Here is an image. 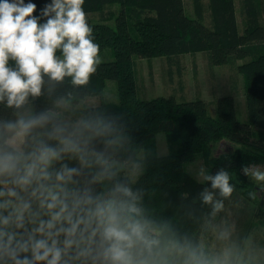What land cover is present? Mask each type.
I'll return each mask as SVG.
<instances>
[{
	"label": "trees",
	"instance_id": "1",
	"mask_svg": "<svg viewBox=\"0 0 264 264\" xmlns=\"http://www.w3.org/2000/svg\"><path fill=\"white\" fill-rule=\"evenodd\" d=\"M192 1L193 16H188L183 0H85L87 16H100L101 22L87 18L94 42L100 45V53L110 49L113 60L101 62L87 85H73L70 78L55 82L45 76L41 95L29 97L21 108L0 102V148L13 150L6 145L11 137L3 128L6 122L41 113L48 114L49 120L34 128L22 142L23 155L32 153L42 143L59 148L65 138L78 145V152H63L52 162L49 171L53 176L43 181L45 185L59 191L60 182L54 174L67 166L78 169L64 184L72 194L87 190L93 197L108 198L117 185H123L139 196L138 206L151 225L148 235L160 243L151 252L142 245L133 249L137 264H186L193 250L198 255L203 252V259L212 262L206 240L210 238L213 220L235 194L253 202L255 192L260 190L242 168L255 165L264 169V0H240L241 31L235 0H207L205 5L202 0ZM51 2L24 0L25 4L36 5L33 15L40 23L46 22L42 10ZM111 7L117 9H108ZM206 12L209 21L205 25ZM197 53H207L212 66H236L244 83L246 122L237 120L231 96L218 98L215 117L209 116L202 100L178 102L173 96L138 98L134 56L148 60L166 58L178 64L179 56ZM9 66L15 67L14 62L9 61ZM108 80L116 84V103L103 99ZM89 97H97L99 105L85 108L78 124L65 123L57 113L56 104L61 100L77 104ZM29 106L32 114L25 117ZM160 132L165 133L169 148L165 156L156 153L155 136ZM221 141L235 147L213 156L214 144ZM142 150L144 159L136 180L108 168L112 163L135 162ZM197 156L207 162L208 174L214 175L221 168L229 172L234 185L230 197H221L209 182H200L184 170V165ZM12 179L0 178V190L14 188L18 193L17 197L0 198L12 201L9 209H0V215H7L27 201L31 213L38 214L37 223L47 220V209L40 207L39 192L33 195L40 182L21 188ZM205 188L214 192V202H222L219 211L212 204L203 203L201 192ZM25 219V229L9 230L26 234V230L36 226L28 214ZM58 239L62 246L63 234ZM84 248L89 249L88 254L78 255ZM101 251L97 236L68 250L62 264H101Z\"/></svg>",
	"mask_w": 264,
	"mask_h": 264
},
{
	"label": "clouds",
	"instance_id": "2",
	"mask_svg": "<svg viewBox=\"0 0 264 264\" xmlns=\"http://www.w3.org/2000/svg\"><path fill=\"white\" fill-rule=\"evenodd\" d=\"M85 0H52L42 10L46 22L34 16L36 5L24 0H0V102L19 109L29 97L42 93L44 77L55 82L70 78L76 86L87 85L100 64V45L94 42L93 28L84 10ZM59 53V55H58ZM13 61L15 67L9 66ZM49 120L46 113L29 119L20 118L6 122L3 128L11 134L10 143L23 142L32 130ZM61 147L41 144L28 155L0 148V178L12 177V183L26 188L40 182L33 195L39 192L40 207L47 209L48 219L31 213V204L22 201L7 215H0V262L11 264H62L63 257L74 246L99 237L102 243L101 264H137L133 249L142 245L148 252L160 241L150 237V222L143 217L138 206L139 196L123 185H117L108 198L93 197L87 190L72 194L65 187L78 172L63 166L55 172L59 191H53L43 181L52 178L49 168L63 152H78V145L71 139L61 140ZM21 160L24 163L21 165ZM242 171L258 183H264V170L258 166H244ZM199 175L228 198L234 191L231 176L221 168L214 175L202 167ZM14 188L0 190V198L17 197ZM205 204H212L219 211L223 204L214 202V192L205 188L201 192ZM12 201L0 199V209H9ZM26 214L36 224L26 234L10 231L25 229ZM63 234L61 242L58 237ZM183 251V249H180ZM89 249H80L78 255H87ZM30 255H27L29 254ZM186 264H223L209 262L193 250Z\"/></svg>",
	"mask_w": 264,
	"mask_h": 264
},
{
	"label": "rangeland",
	"instance_id": "3",
	"mask_svg": "<svg viewBox=\"0 0 264 264\" xmlns=\"http://www.w3.org/2000/svg\"><path fill=\"white\" fill-rule=\"evenodd\" d=\"M52 1V0H50ZM207 4V0H202ZM188 16H193V1L183 0ZM237 22L241 31L240 0H235ZM110 10L116 7L108 8ZM93 22H101L99 14L88 15ZM208 13L204 24H208ZM111 23V22H110ZM113 60L110 49L100 53V63ZM136 71V92L139 99L148 100L156 97L173 96L178 102L202 100L207 106L209 116H216V101L223 96H231L234 100L237 120L246 122V106L244 100V83L235 65L212 66L207 53L181 55L178 64L166 58L142 59L133 57ZM173 62L175 60H172ZM241 64L242 61L237 62ZM103 99L116 103V84L106 81ZM58 114L68 124H78L85 108L99 105L97 97H89L77 104H69L64 100L57 102ZM29 106L23 116H30ZM166 135L160 132L155 136L156 153L165 156L169 152ZM213 146V156L232 150L235 145L221 141ZM144 151L135 162L112 163L108 165L116 174L128 176L136 180L142 169ZM207 169V162L197 158L184 165V170L196 180L203 181L200 169ZM264 170L262 167L258 166ZM248 176V175H247ZM260 189L255 192V201L250 202L235 194L225 205L219 216L213 220L210 238L207 241L211 261L219 260L223 264H264V183H258L248 176ZM55 191L54 187H51Z\"/></svg>",
	"mask_w": 264,
	"mask_h": 264
},
{
	"label": "crops",
	"instance_id": "4",
	"mask_svg": "<svg viewBox=\"0 0 264 264\" xmlns=\"http://www.w3.org/2000/svg\"><path fill=\"white\" fill-rule=\"evenodd\" d=\"M10 138L11 137L6 140V145L15 150L16 152L22 153V142L10 143Z\"/></svg>",
	"mask_w": 264,
	"mask_h": 264
}]
</instances>
